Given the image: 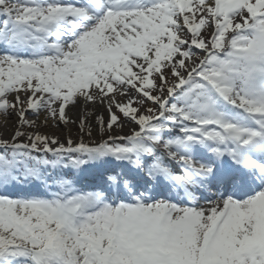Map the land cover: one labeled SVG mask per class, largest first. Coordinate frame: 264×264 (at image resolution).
I'll return each instance as SVG.
<instances>
[{
	"label": "snow or ice",
	"instance_id": "obj_1",
	"mask_svg": "<svg viewBox=\"0 0 264 264\" xmlns=\"http://www.w3.org/2000/svg\"><path fill=\"white\" fill-rule=\"evenodd\" d=\"M0 264H264V0H0Z\"/></svg>",
	"mask_w": 264,
	"mask_h": 264
},
{
	"label": "rangeland",
	"instance_id": "obj_2",
	"mask_svg": "<svg viewBox=\"0 0 264 264\" xmlns=\"http://www.w3.org/2000/svg\"><path fill=\"white\" fill-rule=\"evenodd\" d=\"M68 128L71 129V132H72L73 136L75 137V134H76V131H77L75 125H69ZM41 131L47 132V133H55L58 136H60L61 138H63V136L66 135V133L68 132V129H65L62 125H61V127L57 128V127L51 126V124H50L49 127L42 128ZM95 169H96V167H93V168L89 169L88 172H93ZM98 170L101 171L102 169H98ZM87 180H88V178H87ZM93 182H94V180H92V177H91V179H89L87 182H85V184H89V183H93Z\"/></svg>",
	"mask_w": 264,
	"mask_h": 264
},
{
	"label": "bare ground",
	"instance_id": "obj_3",
	"mask_svg": "<svg viewBox=\"0 0 264 264\" xmlns=\"http://www.w3.org/2000/svg\"><path fill=\"white\" fill-rule=\"evenodd\" d=\"M72 115H73V117H75V112L73 111V113H72ZM67 134V133H66ZM57 135V134H56Z\"/></svg>",
	"mask_w": 264,
	"mask_h": 264
}]
</instances>
